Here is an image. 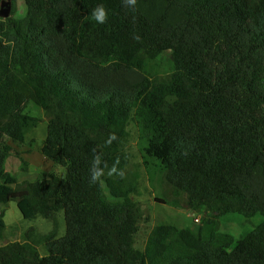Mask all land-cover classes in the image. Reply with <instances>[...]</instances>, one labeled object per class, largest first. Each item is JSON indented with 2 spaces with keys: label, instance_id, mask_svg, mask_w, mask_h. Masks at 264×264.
<instances>
[{
  "label": "trees",
  "instance_id": "trees-1",
  "mask_svg": "<svg viewBox=\"0 0 264 264\" xmlns=\"http://www.w3.org/2000/svg\"><path fill=\"white\" fill-rule=\"evenodd\" d=\"M16 1L0 16V204L53 227L0 246V264H264V0H24L20 18ZM29 102L48 118L40 151L63 176L18 182L6 167ZM130 123L166 183L206 212L196 230L154 225L142 250L134 187L119 178ZM228 213L262 220L235 239L219 231Z\"/></svg>",
  "mask_w": 264,
  "mask_h": 264
},
{
  "label": "rangeland",
  "instance_id": "rangeland-1",
  "mask_svg": "<svg viewBox=\"0 0 264 264\" xmlns=\"http://www.w3.org/2000/svg\"><path fill=\"white\" fill-rule=\"evenodd\" d=\"M6 3L7 0H5L3 8L9 11V6H5ZM16 8L15 17H22L26 12L24 0H17ZM172 68L170 52L163 51L157 61V74L165 76L172 71ZM24 111L26 118L23 121V142L14 143L11 138L6 136V143L10 147L7 169L18 182L32 181L49 172L63 176L64 167L48 160L40 151L46 136L48 118L45 112L32 102L27 104ZM127 130L128 137L122 150L127 162L119 178L125 184H133L134 191L131 198L138 203L141 209L134 246L142 250L151 228L160 223L170 224L179 229L190 227L196 230L201 224L202 218L206 216V212L191 210L186 205L185 196L177 193L166 183L164 176L156 167V160L145 151L147 136L137 128L136 124L130 123ZM103 189L107 197L113 199L108 187L104 184ZM0 217L4 222V227H0V246L22 241L25 233L30 229H32L33 236L40 237L51 231L53 227L52 221L40 216L25 218L16 201H10L6 205L0 204ZM196 217L198 222L194 220ZM55 220L57 236L60 237L65 233L62 211L55 214ZM218 220L220 232L230 234L238 239L253 229L262 220V217L256 214L251 218H245L237 213H228L219 216ZM37 249L41 255L47 254L43 243L38 244Z\"/></svg>",
  "mask_w": 264,
  "mask_h": 264
},
{
  "label": "clouds",
  "instance_id": "clouds-1",
  "mask_svg": "<svg viewBox=\"0 0 264 264\" xmlns=\"http://www.w3.org/2000/svg\"><path fill=\"white\" fill-rule=\"evenodd\" d=\"M129 4H134L135 0H127ZM91 18L94 19L97 23L103 24L107 19V11L103 5L96 6L91 12ZM114 138V137H113ZM101 175V171L93 166L91 179L96 181Z\"/></svg>",
  "mask_w": 264,
  "mask_h": 264
},
{
  "label": "water",
  "instance_id": "water-1",
  "mask_svg": "<svg viewBox=\"0 0 264 264\" xmlns=\"http://www.w3.org/2000/svg\"><path fill=\"white\" fill-rule=\"evenodd\" d=\"M8 12H9V11H8L7 9H4V8H3V9L0 10V15H2V16L5 17V16L8 15Z\"/></svg>",
  "mask_w": 264,
  "mask_h": 264
},
{
  "label": "built area",
  "instance_id": "built-area-1",
  "mask_svg": "<svg viewBox=\"0 0 264 264\" xmlns=\"http://www.w3.org/2000/svg\"><path fill=\"white\" fill-rule=\"evenodd\" d=\"M194 220H195L196 222H198V221H199L197 217H196Z\"/></svg>",
  "mask_w": 264,
  "mask_h": 264
}]
</instances>
